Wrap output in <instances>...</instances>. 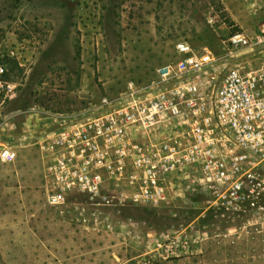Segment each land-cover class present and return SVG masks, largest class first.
Returning a JSON list of instances; mask_svg holds the SVG:
<instances>
[{
	"label": "rangeland",
	"instance_id": "rangeland-1",
	"mask_svg": "<svg viewBox=\"0 0 264 264\" xmlns=\"http://www.w3.org/2000/svg\"><path fill=\"white\" fill-rule=\"evenodd\" d=\"M263 1L0 0V79L14 85L0 97V142L17 152L0 163V264H264V215L219 210L198 175L157 206L95 207L77 193L52 206L38 148L23 147L40 122L77 124L132 91L153 95L179 42L213 54L216 85L231 66L258 67L256 52L227 56L222 41L241 31L232 14H264Z\"/></svg>",
	"mask_w": 264,
	"mask_h": 264
},
{
	"label": "built area",
	"instance_id": "built-area-1",
	"mask_svg": "<svg viewBox=\"0 0 264 264\" xmlns=\"http://www.w3.org/2000/svg\"><path fill=\"white\" fill-rule=\"evenodd\" d=\"M222 45L227 56L256 52L260 65L231 66L216 85L213 54L195 55L179 42L182 58L156 69L160 88L153 95L132 91L112 110L41 139L47 203L61 206L77 193L95 207L157 206L193 173L219 210L264 215V22L251 35L229 34ZM5 72L0 63V77ZM13 92L0 79V97ZM108 105L102 98L100 106ZM15 157L0 144V163Z\"/></svg>",
	"mask_w": 264,
	"mask_h": 264
},
{
	"label": "crops",
	"instance_id": "crops-1",
	"mask_svg": "<svg viewBox=\"0 0 264 264\" xmlns=\"http://www.w3.org/2000/svg\"><path fill=\"white\" fill-rule=\"evenodd\" d=\"M264 2V1H263ZM262 2V3H263ZM258 7H260V5L258 6ZM245 10V9H244ZM255 11V10H254ZM258 14H252V15H250L249 17H245V16H243V17H240V16H238V15H236V16H234L233 14H232V20H231V22H234V26H236L239 30H241V31H245V32H247V33H254L255 31H256V28H259L260 26H261V24L264 22V14H263V12H261V9H258ZM252 12H253V9H252ZM233 13V12H232ZM263 20V21H262ZM221 29H223V26H222V28ZM24 53H26V50H25V52H16V54H19V56H16L15 57V59H17L18 60V64L19 65H22V63H21V61H20V55L21 54H24ZM10 54L13 56V55H15V53H13V52H10ZM11 98L13 97V96H10ZM84 115V114H83ZM49 119H51V121L53 120L54 121V119L53 118H46V120H49ZM56 121V120H55ZM54 121V123H48L47 121H43V122H40L39 124L40 125H38L37 127H36V129H35V133H36V137H38L37 138V140L36 141H34V142H30L29 144H25L23 147H26V146H30V147H34V146H37V144H38V142L41 140V139H43L44 137H46V136H48V135H51V134H53V133H55V132H58L59 130H61V129H63V128H65V127H69V126H72V125H75V124H73V123H71L70 121L71 120H69L67 123H66V125L67 126H64V124L63 125H60V126H58L57 124H56V122ZM83 122V121H82ZM81 123V122H80ZM77 124H79V123H77ZM41 125H42V129H41ZM58 126V127H57ZM34 132V131H33ZM35 137V138H36ZM34 138V139H35ZM0 144H3V145H8V146H10L11 148H13V146H11L10 144H5V143H2V142H0ZM38 148V147H37ZM37 151H38V149H37ZM16 152V151H15ZM39 153V152H38ZM16 155H17V152H16ZM16 158V157H15ZM15 161V159L12 161V162H10V163H13Z\"/></svg>",
	"mask_w": 264,
	"mask_h": 264
}]
</instances>
